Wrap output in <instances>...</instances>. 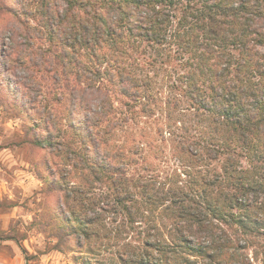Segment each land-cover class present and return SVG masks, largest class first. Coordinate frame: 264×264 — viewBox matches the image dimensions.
Masks as SVG:
<instances>
[{
  "label": "clouds",
  "instance_id": "9594fccd",
  "mask_svg": "<svg viewBox=\"0 0 264 264\" xmlns=\"http://www.w3.org/2000/svg\"><path fill=\"white\" fill-rule=\"evenodd\" d=\"M0 264H264V0H0Z\"/></svg>",
  "mask_w": 264,
  "mask_h": 264
},
{
  "label": "rangeland",
  "instance_id": "374dc122",
  "mask_svg": "<svg viewBox=\"0 0 264 264\" xmlns=\"http://www.w3.org/2000/svg\"><path fill=\"white\" fill-rule=\"evenodd\" d=\"M146 43H148L149 46L151 47L152 42H150V41H146Z\"/></svg>",
  "mask_w": 264,
  "mask_h": 264
},
{
  "label": "trees",
  "instance_id": "16d2710c",
  "mask_svg": "<svg viewBox=\"0 0 264 264\" xmlns=\"http://www.w3.org/2000/svg\"><path fill=\"white\" fill-rule=\"evenodd\" d=\"M150 41V40H149ZM150 42H152V41H150ZM156 43H160L159 41H157Z\"/></svg>",
  "mask_w": 264,
  "mask_h": 264
}]
</instances>
